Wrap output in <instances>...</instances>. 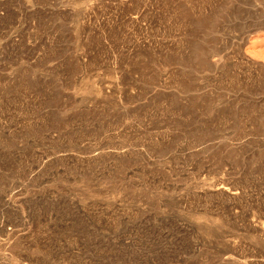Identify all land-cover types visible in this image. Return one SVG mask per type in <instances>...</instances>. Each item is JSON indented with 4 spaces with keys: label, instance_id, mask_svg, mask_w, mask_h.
<instances>
[{
    "label": "rangeland",
    "instance_id": "1",
    "mask_svg": "<svg viewBox=\"0 0 264 264\" xmlns=\"http://www.w3.org/2000/svg\"><path fill=\"white\" fill-rule=\"evenodd\" d=\"M252 221L264 0H0V264H264Z\"/></svg>",
    "mask_w": 264,
    "mask_h": 264
},
{
    "label": "bare ground",
    "instance_id": "2",
    "mask_svg": "<svg viewBox=\"0 0 264 264\" xmlns=\"http://www.w3.org/2000/svg\"><path fill=\"white\" fill-rule=\"evenodd\" d=\"M127 14V13H126ZM128 18V21L130 22V24H136L138 23V16H135V17H132V16H127ZM140 22V21H139ZM139 27V26H137ZM140 28V27H139ZM84 86V85H83ZM110 91V87H103L102 88V92L104 93H108ZM112 93V92H111ZM109 95V94H108ZM203 192V191H202ZM206 194L208 193H211V194H217L219 196H222V197H227V198H235L237 196V192H235L234 190L228 188V187H225V186H222V185H210L208 186L205 191H204ZM229 202V201H227ZM233 204V203H232ZM235 213V212H234ZM250 227L252 229H254L257 233H264V223H260V222H251V225ZM251 231V230H250ZM255 233V232H253ZM260 235V234H259ZM224 245V244H223ZM227 246V245H226ZM230 246V245H228ZM234 246V245H232ZM232 248V247H231ZM228 249V248H227ZM234 250V249H233ZM251 262V261H250ZM255 262V261H254ZM257 263V262H256ZM249 264V263H248ZM251 264V263H250Z\"/></svg>",
    "mask_w": 264,
    "mask_h": 264
}]
</instances>
